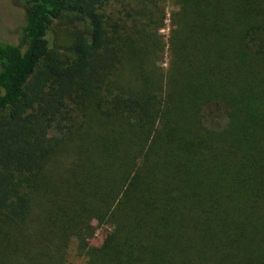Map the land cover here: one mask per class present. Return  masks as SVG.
<instances>
[{"label":"trees","instance_id":"1","mask_svg":"<svg viewBox=\"0 0 264 264\" xmlns=\"http://www.w3.org/2000/svg\"><path fill=\"white\" fill-rule=\"evenodd\" d=\"M15 1L0 264H264V0Z\"/></svg>","mask_w":264,"mask_h":264},{"label":"rangeland","instance_id":"2","mask_svg":"<svg viewBox=\"0 0 264 264\" xmlns=\"http://www.w3.org/2000/svg\"><path fill=\"white\" fill-rule=\"evenodd\" d=\"M173 10L172 4L168 2L167 11ZM24 23V10L16 3L15 0H0V40L11 44H16L19 38V31ZM166 27L162 34L167 37L169 31V20L166 21ZM100 237H96L94 244L99 243ZM75 242L72 243L70 249V262L77 264L80 261L75 258Z\"/></svg>","mask_w":264,"mask_h":264}]
</instances>
